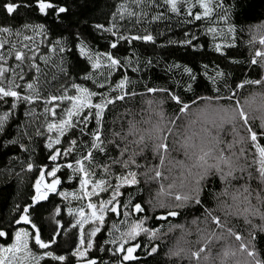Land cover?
I'll return each mask as SVG.
<instances>
[{
  "label": "snow or ice",
  "instance_id": "6c2138e0",
  "mask_svg": "<svg viewBox=\"0 0 264 264\" xmlns=\"http://www.w3.org/2000/svg\"><path fill=\"white\" fill-rule=\"evenodd\" d=\"M132 2L139 7L145 0ZM163 4L173 13H178L181 6L187 5V14L195 21L211 18L214 11V0H163ZM197 7L202 11L192 10ZM21 8H32L41 16L54 15L57 19L68 11L67 7L61 6L56 0H0V13L8 17L15 18ZM117 14L121 19L125 15H137L135 11H129L124 3L117 5L114 16ZM95 27L116 35L113 28L105 29L103 25ZM24 28L36 35H46L45 25L42 23L25 24ZM208 31L217 33L214 27H210ZM228 31L232 32L234 29L230 26ZM11 32V28L0 25V34ZM19 35L17 32V36ZM255 39L254 37L253 41ZM120 40L129 43L135 40L151 42L153 36L119 34L110 47L117 48ZM24 41L35 43V38L23 35L22 40L18 41L21 44L19 48L8 40L0 39V49L9 46L7 52L0 51V107L7 105L0 111V136L7 134V129L11 126L10 118L21 104L41 103L44 121L42 125H37L36 135L47 134L45 147L49 150L47 159L50 163L38 169L39 175L35 178L31 203L22 208L18 207L19 216L14 223L29 225L30 228H15L10 235L9 231L0 227V238L11 240L9 244L0 245V264H41L46 257L64 264L66 257L55 255L54 250L37 254L30 247V242H34L38 249L49 250L57 243V236L63 231L64 226L57 222L58 230L54 229L53 234L46 240L42 236V229L31 219V210H35L41 201L49 200L50 194H56L65 201H87L86 205L78 209H68L69 215L75 219L72 227L79 230L78 244L72 253L77 258V264H98L97 259L89 255L94 245L100 252H111L113 256H119L117 264L138 261L140 257L137 251L142 248L146 250L147 256L158 254L159 245H142L136 242L142 234L149 242L165 235L159 227L146 226L147 221L154 219L167 222L169 218L180 215L177 209L196 205L204 209V228L199 227L201 221L198 218L191 221L197 225L200 233L196 241L200 246L195 249L185 247L191 242L181 236L176 245L168 250L169 258H177L181 264L185 260L188 264H264V255L259 254L251 243L256 239V232H264V75L257 79H244L226 96L210 97L209 100L217 103L202 110L209 114L203 121L182 122V118L190 113L189 103L169 89L147 88L150 94L166 93L178 106L176 115L167 117L160 107L158 111L150 109L146 117L141 116L137 120L134 111L126 109L122 118H114L109 125L107 113L114 110L118 101H125L126 98L136 95L134 91H128L130 81L127 76H123L114 88L107 91H94L73 83L72 93L65 85L56 94H42L40 80L44 72L40 63L47 65L50 58L38 55L37 48ZM186 43L190 44L191 40ZM60 44L59 40L55 42L57 46ZM259 44L261 47L254 50L249 63L264 69V36L259 38ZM223 47L225 46L216 44L215 51L223 55ZM78 48L80 55L92 62L91 67L94 70L103 66L111 75L113 70L123 66L112 53H97L94 56L83 41ZM58 50L65 51L62 46ZM48 51L55 52L57 47H51ZM101 57L107 61L106 64L102 65ZM10 58L16 62L15 66L9 63ZM184 71L191 74V69L185 68ZM222 75L217 73V76ZM84 79L91 77L85 76ZM192 79H195L194 75ZM95 86L105 89L104 82H96ZM247 86L259 90L250 92L241 101L239 91ZM198 99H193L192 103H197ZM220 100L231 103L225 106L218 103ZM152 103L149 101L150 105ZM153 112L158 119H153ZM34 114L33 108L25 113L27 116ZM49 116L51 120L48 119ZM93 122L95 126L91 127ZM198 122L201 127L196 131L193 125ZM225 124L230 125V128L224 129ZM222 132H228L231 139H226L221 135ZM76 133L90 139L78 140ZM8 143L15 144L16 141L9 140ZM77 151L80 154L74 156ZM173 153L182 155L183 159L174 157ZM97 154L102 159L98 160ZM72 156L73 160L64 159ZM62 159L63 163L60 162ZM141 160L145 163L142 164ZM166 167L167 175L164 171ZM33 168V163L27 164L28 171ZM62 169L71 173L66 176L69 183L78 181L77 191L59 190L63 181L58 173ZM140 176L145 178L147 184H159L156 196H150L147 204L154 212L157 209L162 211L152 217L147 215L148 207L142 202H135L131 194L122 191L124 188L139 185ZM213 179L220 182L221 188L214 194L216 207L210 208L205 206L203 196L207 184ZM177 187L179 190H176ZM126 195L128 199L125 202L121 198ZM93 197H99L98 201H94ZM62 211V208L57 207L55 214L59 216ZM109 213L123 217L119 223L126 225V228H121L115 222L112 224L110 238L104 241L105 245H113L111 248L99 246L95 240L106 229V217ZM135 214L144 215H136V219L128 223L129 217ZM234 219L242 220L249 227L248 242L232 225ZM86 225L91 227L86 229ZM175 228H180L185 236L190 234V230L184 225H171L168 231ZM113 232H118L119 235H112ZM217 245L220 250L214 253L213 248Z\"/></svg>",
  "mask_w": 264,
  "mask_h": 264
},
{
  "label": "trees",
  "instance_id": "16d2710c",
  "mask_svg": "<svg viewBox=\"0 0 264 264\" xmlns=\"http://www.w3.org/2000/svg\"><path fill=\"white\" fill-rule=\"evenodd\" d=\"M56 2L68 8V11L61 14L59 19L54 15L41 16L32 8H21L15 18L0 13V25L12 29L10 34H0V39L8 40L19 48L21 44L18 41L22 40L23 35L34 36L35 43L32 41H24V43L37 48L38 55L50 58L47 65L40 63L44 72L40 80V86L43 88L42 94H56L65 85L72 93L71 85L73 83L94 91H107L114 88L123 76H127L130 81L128 91H134L136 95L116 103L114 110L107 113L109 125L114 118H122L126 109H132L137 120L141 116L146 117L150 109L158 111L160 107L163 108L167 117L176 115L178 106L174 101H171L166 93L150 94L147 92V88L169 89L189 103L191 105L190 113L182 118V122L203 121L209 114L202 110L207 109L210 104L217 103L215 100H209L210 97L226 96L230 94L231 89L237 83L244 79H257L264 75V69L249 63L251 56L254 55V50L261 47L259 38L264 36V0H214V11L211 18L199 21L188 16L187 5L181 6L178 13H173L163 4V0H145L139 7L132 0H56ZM121 3H124L129 11H135L137 15L132 17L125 15L122 19L118 14L114 16L117 5ZM192 10L194 12L202 11L198 7ZM41 23L45 25L46 31V35L43 36L36 35L24 28L25 24ZM96 25H103L105 29L113 28L116 35L99 29L95 27ZM113 25L115 26L113 27ZM230 26L234 31H228ZM210 27L216 28L217 33H210L208 31ZM17 32L20 33L19 36H17ZM119 34L126 36L152 35L153 41L135 40L129 43L120 40L117 48L113 49L110 45L116 42ZM254 37L255 41H253ZM57 40L61 41L59 46L55 45ZM188 40H191L190 44L186 43ZM81 41L94 56L97 53H112L123 66L113 70L111 75H109V70L103 66L94 70L91 67L92 62L80 55L78 45ZM216 44L225 46L223 55L215 51ZM54 46L57 47V51H48ZM60 46L64 47L65 51L60 52L58 50ZM8 47L6 45L5 49H0V51L7 52ZM101 61L102 65L107 63L103 57H101ZM9 63L15 66L16 62L10 58ZM185 68L191 69V74L185 72ZM217 73L223 75L217 76ZM193 75L195 79H192ZM85 76H89L91 79L85 80ZM213 79H215V83H213ZM96 82H104L105 89L96 88ZM258 90V88L247 86L239 91V97L243 101L250 92ZM115 94L112 93V95ZM197 98H199L197 103H192L193 99ZM149 101L153 103L150 105ZM218 103L228 106L231 102L220 100ZM64 106L62 105V107ZM6 107L7 105L0 107V111ZM29 108L35 109L34 115H25ZM57 111L59 112V109ZM42 113L43 105L41 103L21 104L10 118L11 126L8 127L7 134L0 136V227L9 231L10 235L15 228H30L29 225L14 223L19 216L18 207L22 208L31 203V195L34 194L33 185L35 178L39 175L38 169L50 163L47 159L49 150L45 147L47 134L45 136L36 135L37 125H42L44 121ZM48 119L52 118L49 116ZM153 119H158L154 112ZM256 123L258 125L259 122ZM90 126L94 127V122ZM118 126L117 124L116 127ZM200 127V122L193 125L196 131H199ZM223 127L229 129L230 125L225 124ZM75 135L78 140L87 141L90 139L81 137L79 133ZM221 135L226 139H231L228 132H222ZM9 140H14L16 143H8ZM79 154L77 151L74 156ZM74 156L64 159L73 160ZM173 156L183 159V156L178 153H173ZM96 158L102 159L99 154ZM60 162L63 163V159ZM140 162L145 163L144 160ZM28 163H33L32 171L27 170ZM152 163H158V161H152ZM164 171L167 175L168 167ZM70 174L67 169H62L58 173L63 181L59 187L60 191L77 190L78 181L69 183L66 179V176ZM139 179L141 181L139 185L124 188L122 191L131 194L135 198V202H142L145 207H148L147 215L152 217L162 211L157 209L154 212L147 204L150 196H156L159 184H147L143 176H140ZM163 183L167 184L168 181H163ZM220 188V182L216 179L207 184L203 196L205 206L216 207L214 194ZM176 190L179 188L177 187ZM161 198L164 199V197ZM121 199L126 202L128 197L126 195ZM57 207L63 209L59 216L55 214ZM69 208H71L70 205L60 196L50 194L49 200L41 201L35 210H31V219L37 227L42 229L44 239L47 240L53 234V230L57 229V222L64 227L61 234L57 236V243L52 245L51 249L40 250L34 246V242H30V247H33V251L37 254L54 250L55 255L66 257L64 264H77V259L72 253L78 244L79 230L72 227L74 219L72 215H69ZM177 210L180 215L169 218L167 222L154 219L147 221L146 226L159 227L161 232L165 233L160 239L149 242L143 234L137 238L136 242L142 245L150 243L159 245L158 254L147 256L145 249H138L137 255L140 259L127 264H181L179 259L169 258L167 255L168 250L176 245L181 236L191 242L185 247L195 249L200 246L196 243L200 233L197 231V225L192 224L191 221L198 218L201 221L199 227H205L202 223L204 220L203 207L196 205ZM136 215L142 217L144 214H135L129 217L128 223L134 221ZM122 219L123 217H117L111 213L107 215L106 229L95 238L99 246L113 247L110 244L105 245L104 241L110 238L109 232L112 230L114 222L119 227L126 228V225L119 223ZM171 225H184L186 229L190 230V234L185 236L180 228L169 232ZM232 225L245 236V241L248 242L249 227L242 220L236 219L232 221ZM112 235H119V233L113 232ZM255 235L256 239L251 243L255 245L259 254L264 255V232H256ZM9 243H11L10 239L0 238V245ZM233 243H235L234 240ZM219 250V245L213 248L214 253ZM89 255L97 259L98 264H117L119 259V256H113L111 252H100L96 245ZM41 264H59V262L46 257L41 261ZM183 264H188V262L185 260Z\"/></svg>",
  "mask_w": 264,
  "mask_h": 264
},
{
  "label": "rangeland",
  "instance_id": "374dc122",
  "mask_svg": "<svg viewBox=\"0 0 264 264\" xmlns=\"http://www.w3.org/2000/svg\"><path fill=\"white\" fill-rule=\"evenodd\" d=\"M63 191H66V190H63ZM77 191V190H76ZM69 192V191H67ZM70 192H73V191H70ZM104 195L105 197L107 196V194H102ZM99 197H93V200L94 201H98ZM68 205H70L71 208L73 209H78L80 208L81 206H84L86 205L87 201H84V200H77V199H69L68 201H66ZM85 211H87V209L85 208ZM74 219V217H73ZM74 222H75V219H74ZM90 225H86V227H88ZM91 227V226H90ZM77 259V258H76Z\"/></svg>",
  "mask_w": 264,
  "mask_h": 264
},
{
  "label": "water",
  "instance_id": "95a60500",
  "mask_svg": "<svg viewBox=\"0 0 264 264\" xmlns=\"http://www.w3.org/2000/svg\"><path fill=\"white\" fill-rule=\"evenodd\" d=\"M128 263V262H127Z\"/></svg>",
  "mask_w": 264,
  "mask_h": 264
}]
</instances>
